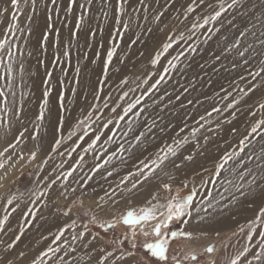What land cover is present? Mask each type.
<instances>
[{"label":"rangeland","instance_id":"374dc122","mask_svg":"<svg viewBox=\"0 0 264 264\" xmlns=\"http://www.w3.org/2000/svg\"><path fill=\"white\" fill-rule=\"evenodd\" d=\"M221 2L227 7L231 0H203V3L201 0H159L158 4L152 5L148 20L137 19L127 32L120 25L113 26L118 0H93L90 5L87 0H76L71 14L64 11L69 0H57L55 5L51 0L43 2L46 3V14L52 15L60 32L58 35L50 32L44 41L45 23L40 35L33 38L37 49L40 48L39 58L34 60L28 54L30 49L24 50L30 62L24 65L21 75L26 74L27 68L26 75L33 77L26 84L21 80L17 83L16 92L22 91L20 98L23 100L14 119L19 124L18 132L10 135L11 141L5 147L14 144L15 148H9L4 156H0V163L5 165L0 169V219L8 215L5 230L0 232V241H3L0 243V260L32 264L49 247H59L57 259L64 257L59 264L67 261L66 264L69 261L76 264V260H82L83 264H99L103 255L99 247L104 246L106 251L113 252L105 264H112L122 251L132 250L131 243L134 242L137 248L133 251L141 264L145 261L146 264H230L244 247H248L249 252L240 258L239 264L248 261L264 264V260L253 259L261 250V238L253 233L254 239L248 241L245 233L239 232L240 227L246 226L259 214L260 208H264V199L249 194L247 182L252 179L251 174H246L243 181L239 179L246 169H251L258 177L264 175V169L257 168V164L264 165V126L258 128L257 133H251V128L264 120V108L261 107L264 105V71H260L264 68L261 63L264 55H256L244 64L243 60L248 58L251 50L244 58L238 57L236 50L226 51L237 35L227 23L235 10L223 12L217 21L203 23L206 17L219 11ZM251 2L257 4L254 14L264 11L260 0ZM81 4L85 7L80 8ZM189 7L193 10L188 11ZM161 11L164 12L162 20L154 21L152 17ZM104 12L108 13L107 19ZM19 14V10L11 6V0H0V40L7 43L11 40L10 33L17 27ZM82 15L84 20L77 29L76 22ZM136 15L142 17L143 13ZM64 23L68 26L64 27ZM236 23L243 29L239 20ZM252 23L256 21L253 19ZM194 24L203 26L194 28ZM116 29L124 35H110ZM91 30L96 31L95 36L90 35ZM252 30L259 36L264 27L257 25ZM73 31L77 32L76 37L71 36ZM133 40L137 42L133 44ZM169 43L171 47L164 52V45ZM249 43L258 53L264 52L251 35L243 42L244 46ZM112 48L116 53L105 75L104 62ZM1 52L0 59L3 57ZM158 53H162L159 61L153 64ZM217 55L219 60L215 59ZM233 63L237 64L235 68ZM250 72H260V75L253 79ZM47 73H51V77ZM161 77L163 80L152 88ZM46 80L48 84L44 83ZM124 80L127 83L122 84ZM185 88L187 92H184ZM12 89H15L14 85L9 86L7 92L9 104H4V108L10 110L13 109L9 101V90ZM45 91H49L48 105L42 109ZM138 98L140 103L124 116L128 105ZM228 104L233 107L228 108ZM214 107L221 111L212 112ZM41 111L44 112L42 120L38 119ZM2 116L0 121L11 123L13 118L5 120ZM120 116L124 119H119ZM202 116L203 120L200 119ZM195 129L199 131L193 136ZM49 133L54 134L53 137L47 136ZM44 135L47 136L45 140ZM39 138L41 140L37 141ZM56 140L61 143L53 152L51 149ZM241 140H244L243 151ZM37 142L44 149L40 155L33 148ZM177 142H180L179 147ZM24 145L30 149L22 150ZM169 146L176 149V155L169 156L164 164L154 168L152 161L163 156ZM5 148H0V152ZM32 152L36 153L35 159H30ZM236 153L239 155H234ZM230 154L233 159L224 163ZM10 155L11 159H8ZM189 155L193 157L191 161L183 159ZM66 159H69V169L63 167ZM114 162L117 165L111 167ZM174 163L180 168H175ZM221 163L224 167L217 175V166ZM141 172L143 174H138ZM58 176L60 178L56 180ZM53 180H56L55 184H51ZM137 181V188L129 192ZM163 183L171 185L170 193L163 190ZM258 183L264 186V180H258ZM241 184L244 185L243 196L234 187ZM41 192L44 195H40ZM188 195H192L188 208L191 215L185 214L163 229V238L168 240L167 260L157 261L142 247L146 242L156 241L151 226L157 221H150L144 230L139 226L132 229L122 222V217L130 210L139 212L144 207L166 205L172 196ZM9 199H12L11 204ZM198 202H202L205 212L200 227L190 223L194 205ZM45 207L48 216L40 213ZM164 210L157 209L158 217ZM180 230L191 232L192 239L170 235L171 231ZM133 231L136 233L134 238ZM61 232L60 240L53 242ZM81 232L84 238L74 241L73 236L78 237ZM17 235L21 239L6 252L7 243ZM126 236L129 239H125ZM93 237L97 239L93 241ZM89 241L92 243L85 250L84 245ZM190 241L193 247L199 246L191 255L188 253L193 250ZM206 246L215 250L201 253V248ZM20 252L25 255L21 257ZM206 255H214L216 260H208ZM55 256L43 257L44 262L56 264ZM193 256L195 259L191 258ZM115 264H124V261L116 260Z\"/></svg>","mask_w":264,"mask_h":264},{"label":"snow or ice","instance_id":"6c2138e0","mask_svg":"<svg viewBox=\"0 0 264 264\" xmlns=\"http://www.w3.org/2000/svg\"><path fill=\"white\" fill-rule=\"evenodd\" d=\"M52 4L55 5L57 3V0H51ZM93 0H87V3L90 5L92 4ZM20 3L21 0H11V6L17 10H19L20 7ZM23 3L25 5L28 4V0H23ZM76 3V0H69V3L67 5V7L64 9V11L68 14H71L72 10H73V4ZM159 0H152V2L150 3L149 0H118V4L116 7V15H115V19H114V25H120L125 32H127L133 25V23L137 20L142 18L143 20L147 21L149 16V11L152 8L153 4H158ZM201 3H203V0H201ZM260 4L264 5V0H260ZM127 6V7H126ZM32 7L35 8V0H32ZM80 8H84L85 6L83 4L79 5ZM209 7H211V5H209ZM257 8V4L256 3H252L251 0H231L230 3L227 4V7H225L224 3L221 2L220 3V8L219 11H215L214 15H211L210 17H206L204 19V24H208L210 21H217L220 17L221 14L223 12H226L229 9H233L235 10V15L232 16V18L230 20L227 21V23L229 25H231L232 28H234L236 30V37L234 39V41L232 42V44L226 49V51L231 52L232 50H236L237 56L240 58H244L246 56V54H248L251 50V54L248 56L247 59H244L243 62L244 64H248L249 61L252 59V57L256 56V55H264V52L258 53L256 51V48L254 47L253 44L249 43L246 46H244L243 42L246 41L249 38V35H251L252 37H254L257 41V43L261 46V48H264V39H260V37H264V31H260L259 36H257V33L255 31H253L252 29L256 28L257 25H260L261 27H264V11H261L260 14L256 15L253 13V10ZM188 11H192L193 9L191 7H189L187 9ZM6 11V9L4 10ZM49 12H51V9H49ZM143 13L142 17H137V13ZM104 17L107 19L108 13L104 12ZM164 16V12H158L157 14H155L152 19L154 21H161L162 17ZM123 17H127V19H123ZM12 19H15V16L12 17ZM29 19H31V17H29ZM255 20L256 23H252V20ZM84 17L83 15L77 20L75 27L77 29L80 28L81 23L83 22ZM239 20V24H243L244 27L243 29H241V27L236 23V21ZM251 24V27H248V25ZM68 25L66 23H64V27H67ZM137 27H139L140 25L137 24ZM202 27L203 25H193V27ZM148 31H151V29H149ZM211 31V30H209ZM217 31H219V29H217ZM54 33L56 35L59 34L60 29L58 27H56V23L53 20V17L51 14H47L46 15V31L44 33L43 36V40L47 41L48 39V34L49 33ZM91 36H95L96 35V31L95 30H91L90 32ZM110 35L113 36H120L122 37L124 35V32H121L120 29H116V31L114 33L110 32ZM72 37H76L77 36V32L73 31L71 33ZM137 41L133 40L132 43L135 44ZM7 43L6 40H0V50H2L5 46V44ZM171 47V44H166L163 47V51L167 52L168 48ZM193 51H195V49H193ZM116 53V49L112 48L111 50H109L107 52V59L104 62V66H103V72L105 75H107V71H108V64L111 63L112 61V57L115 55ZM162 53H158L156 59L152 60L153 64H156L159 61V56ZM9 55H11V52L9 51ZM65 55H67V53H65ZM97 56H99V53H97ZM216 60L220 59V56L217 55L215 57ZM262 64H264V60L261 61ZM237 66V64L233 63V68H235ZM201 68H203L204 66L201 65ZM213 71H216L215 68H213ZM260 71H264V68H261ZM47 75L49 77H51V73H47ZM249 75L252 76L253 79H255L257 76L260 75V72H255V73H249ZM244 77H241V79H243ZM161 80H163V77L160 78V80H157L155 84L152 85V88H155L160 82ZM104 81H101V83H103ZM45 84H48V80H46L44 82ZM121 83H127L126 80L121 81ZM223 90V89H222ZM50 91V89H49ZM49 91H45L43 96H44V101L43 104H41V108L45 109L47 108L48 105V96H49ZM188 89L185 88L184 92H187ZM4 93L0 92V96H3ZM125 96H127V92L124 93ZM228 95H231V93H228ZM63 98V94L61 93V99ZM98 98V97H97ZM180 97L177 96V99H179ZM224 99H227V96L224 97ZM140 103V99L138 98L135 103L129 104L127 109L124 111V116H126L128 114V112H130L137 104ZM189 104L192 103L191 100L188 101ZM62 107V105H61ZM105 107H107V104H105ZM228 108L233 107V104H228L227 105ZM262 108H264V105H261ZM115 108L112 109L113 112H115ZM221 110L219 108H213L212 112H220ZM209 116H211V113H208ZM124 116H120L119 119H124ZM44 118V112L41 111L38 119H43ZM201 120L204 119V117H200ZM112 121H108V123H111ZM118 122V121H117ZM83 123V122H81ZM107 125H105L106 127ZM264 126V120H260L258 121L252 128H251V133H257L258 128ZM201 128L203 127V125L200 126ZM25 131H27V129H25ZM199 131V129H195L193 131V136H195L196 132ZM233 131H235V129H233ZM21 135H23V133H21ZM143 135V134H142ZM33 139H35V137H32ZM97 139H99V137H97ZM208 138L205 137V140H207ZM245 139H247V137H245ZM186 142V141H185ZM61 141L60 140H56L55 141V146L51 149V151L55 152L57 150V147H59ZM95 143V142H93ZM241 144V151L244 150L243 146H244V140L240 141ZM180 146V142H177V147ZM92 145H89V148H91ZM9 148H15L14 144H9L7 148L4 149L3 152H0V156H4L5 153L8 152ZM73 151H75V149H73ZM264 151V150H262ZM62 155V153H61ZM176 155V149L169 146L166 150V152L164 153L163 156H157L156 160L152 161V164L154 166V168H159L162 164H164L165 161L168 160L169 156H175ZM234 155H239V153H236ZM21 159L23 157H20ZM36 158V153L32 152L30 155V159H35ZM8 159H11V156L8 157ZM82 159V158H81ZM184 160L187 161H191L193 159V157L191 155L189 156H185L183 158ZM233 159V155H227L224 163H227L228 160ZM249 159H251V157H249ZM257 160L261 159V157H256ZM46 163V161H45ZM224 163H221L217 166V175L219 174V169L224 167ZM173 166L177 169L180 168L179 164H173ZM5 167L4 163H0V169H3ZM97 167H99V165H97ZM145 167L147 168L148 165H145ZM257 168L258 169H264V165H260L257 164ZM112 173H108V175H111ZM138 174H143L138 173ZM246 174H251L252 179L249 180L248 186L250 189L249 194L250 195H259L262 199H264V186H262L260 183H258V180H264V175L261 176H257L256 173L252 172L251 169H246V173H241L239 175V179L241 181H243L245 179V175ZM68 175H71V172L68 173ZM165 175H167V173H165ZM60 177H56V180H58ZM147 178V177H145ZM125 180H127L128 178L125 177ZM171 179V177H170ZM56 180H53L51 182V184H55ZM123 182V181H122ZM137 183H139V181H137L136 183H133L131 186V189H129L128 191L131 192L133 189L137 188ZM229 183L231 184L232 182L229 181ZM185 187H187V185H184ZM49 187H51V185H49ZM163 190L166 192H171V185L169 183H163L162 185ZM236 187V191L240 193V195H245V193L242 191L244 185L241 184L239 186H235ZM257 189H259V191L257 192ZM40 195H44L43 192L40 193ZM153 199H156V196H153ZM233 199H235V197H233ZM8 203L11 204L12 203V199L8 200ZM192 203V195H188L186 197H179V196H172L168 201L166 205H156V206H149V207H144L141 208L139 210V212L136 211H128L126 215H124L122 217V222L125 225H128L129 227H131L132 229H135L137 226H139L142 230L145 229V227L148 225V223L150 221H157L154 225L151 226V232L155 235V237L157 238L156 241L153 242H146L142 245V247L144 249L147 250V252L150 254V257H154L156 258L157 261H166L167 260V249H168V240L164 239L163 236L165 235L163 232V229L168 228V226L170 224H172L175 221H179L181 219L182 216H184L185 214L191 215V213L188 212V208L189 205ZM149 204H151V201H149ZM158 208H164L165 210L162 212H159V217L157 215V209ZM13 211H15V209H13ZM205 211H207V209H205ZM8 221V215H5L3 217V219H0V232H3L5 230V225L6 222ZM184 223H188V221H184ZM245 228H247V232L245 231ZM264 208H260L259 210V214L252 219L251 221L247 222L246 226H242L239 228V232L240 233H245L246 235V239L248 241H252L254 239L253 233H255L256 235H258L261 238L259 247H260V251L255 253L253 256V259L255 261H262L264 260ZM148 233L145 231V235H147ZM235 234V233H234ZM63 235V233L61 232L59 235H57L55 237V241L60 240L61 236ZM136 235L135 231L132 232V237L134 238ZM170 235L174 238L176 237H183V238H187V239H192V233L191 232H187V231H171ZM84 238V233L81 232L79 234V236H73V240H77V239H83ZM21 239L20 235L15 236V239L11 242V243H7L5 251H9L11 250L15 243L17 241H19ZM97 238L93 237V241H95ZM125 239H129L128 236L125 237ZM0 243H3V241H0ZM92 243V241H89L88 243H86L84 245L85 248L89 247V245ZM119 243H123V241H119ZM137 248V244L132 242L131 243V249L132 250H126V251H122L121 254L115 258V260L112 261V264H115L116 260L119 261H124V264H141L140 260L136 259V253L135 251H133L134 249ZM215 249L213 247H208L206 249L207 252L211 253L213 252ZM61 249L59 247L56 248H52L49 247L47 249V251L42 252L40 257H38L36 260H34L32 262V264H41L42 262V258L43 257H48L49 254L55 256L58 252H60ZM99 252L103 253V255L100 256L99 258V264H105V262L109 259V257L113 256V252L111 251H106V248L104 246L99 247ZM249 252V248L248 247H244L243 250L241 252H239L236 257L234 259H232L230 261V264H239L240 258L245 256L246 253ZM19 255L21 257H23L25 255L24 252H20ZM67 255V254H65ZM127 258H132L131 260L126 259ZM192 259H195V256L191 257ZM61 261L64 260V257H60L59 258ZM0 264H13V262L11 260H0ZM143 264H146V261L143 262ZM247 264H252V261H248Z\"/></svg>","mask_w":264,"mask_h":264},{"label":"bare ground","instance_id":"6f19581e","mask_svg":"<svg viewBox=\"0 0 264 264\" xmlns=\"http://www.w3.org/2000/svg\"><path fill=\"white\" fill-rule=\"evenodd\" d=\"M45 0H35V8L32 7V0H28V4L25 5L23 3V0H21L20 3V7H19V15H18V19H17V27L15 29H13L11 31V40L4 46V48L2 49V59H0L1 64H0V92L4 93L3 96H0V116L3 115L2 117L5 118V120H7V118H13L10 122H2L0 121V148H5L7 146L8 143H10V135H14L18 132V130L16 131V129H18L17 127L19 126L18 123L14 122V119H16L15 115L17 112V109H19L21 107V102L23 100H21L22 95L17 94L16 92V88H17V83L20 81L23 84H26L27 81L29 80V76L26 75L27 73V65L25 66L26 70L24 76L21 75L22 71H23V67L26 63H28V61L30 62V60H27L28 54H30L31 58L33 57L34 60L39 58L38 55V50L37 49V45L36 42L33 41L34 35L39 36L41 31H43V27L45 26L46 23V12H45V6L46 3L44 4ZM29 17H31V19H29ZM56 23V22H55ZM36 32V33H35ZM35 36V38H36ZM42 36H43V32H42ZM51 37V36H50ZM41 38V37H40ZM42 39V38H41ZM61 42V41H60ZM40 43V42H39ZM30 49L31 53H24L25 49ZM26 49V50H27ZM9 51L11 52V55H9ZM1 55V54H0ZM6 55V56H5ZM5 56V57H4ZM41 58V57H40ZM29 68V67H28ZM31 73L32 70L30 71ZM30 73V74H31ZM26 75V76H25ZM23 76V77H22ZM33 76H31L32 78ZM30 78V79H31ZM25 80V81H24ZM12 85H14L15 89H12L13 91L9 90V96H13V95H18L17 98L13 97L10 98L9 97V101L12 103L13 105V109L10 110L8 108H4V104L8 103V98H7V92L10 88H12ZM29 86V85H28ZM24 87V86H23ZM24 92V90H23ZM25 97V96H24ZM23 108V107H22ZM6 109V110H5ZM15 109V110H14ZM5 113H8L5 116ZM42 131V130H41ZM52 131V129H51ZM50 131V132H51ZM44 132V131H43ZM42 134V133H41ZM52 134V133H51ZM50 133L47 135L49 137H53L54 134L51 135ZM46 135H44L43 139L45 140ZM13 138V137H12ZM11 138V139H12ZM41 140V138H39L37 141ZM17 144V143H16ZM34 149H36L39 152L43 151L44 149H41V147L39 146V142H37V144L35 145V147H33ZM22 150L27 151L30 148H27L25 145L24 147H21ZM22 152V151H21ZM41 153H39L40 155ZM11 156V155H10ZM7 157V156H6ZM96 157V156H95ZM11 162H14L13 160H11ZM97 162V161H96ZM6 163V162H5ZM117 163V162H116ZM115 162L112 163L111 167H115L117 164ZM109 166V165H108ZM63 167H65L66 169H69V159H66V161L63 163ZM150 170V169H149ZM46 171V170H45ZM161 172V171H160ZM44 173V172H43ZM42 173V174H43ZM146 175V174H145ZM43 176V175H42ZM133 178V177H132ZM135 181V180H134ZM100 184V183H99ZM89 188V187H88ZM65 190V189H64ZM53 193V192H52ZM236 193V192H235ZM254 196V195H253ZM90 198V197H89ZM88 198V199H89ZM112 201V200H111ZM49 202V201H48ZM90 202V201H88ZM202 202H198L194 205L193 208V214H192V219L190 221V223L196 226H201L200 225V220H202V215L205 214L204 212V205L201 204ZM50 204V203H49ZM111 204V203H110ZM206 205V204H205ZM44 211H40L41 215L43 216H48L47 214V207L43 208ZM221 212V211H219ZM234 212V211H233ZM223 213V212H222ZM221 214V213H220ZM224 214V213H223ZM30 215V214H29ZM39 215V216H41ZM222 215V214H221ZM220 215V216H221ZM30 217V216H29ZM36 217V216H35ZM34 217V218H35ZM227 217V216H226ZM54 218V217H53ZM11 219V218H10ZM27 219V218H26ZM39 219V218H38ZM41 219V218H40ZM45 220V218H43ZM206 219V218H205ZM52 220V219H51ZM214 220V219H213ZM216 220V219H215ZM27 221V220H26ZM48 221V220H46ZM37 222V221H36ZM41 222V221H40ZM52 222V221H51ZM202 222V221H201ZM221 222V221H220ZM219 223V222H218ZM39 224V222L37 223ZM189 224V223H188ZM204 224V223H203ZM11 228L14 229L15 227H13L12 222H11ZM56 225V224H53ZM52 225V226H53ZM193 225V226H194ZM41 227V226H40ZM39 228V227H38ZM204 228V227H203ZM12 229L9 230V233L12 231ZM18 232V231H17ZM14 233V232H13ZM193 241V240H192ZM191 242V244L189 245L193 250L192 252H188L189 255H191L192 253H194L196 251V249L199 246L193 247V243ZM196 242V241H195ZM204 244V243H203ZM73 246V244H72ZM83 246V245H82ZM79 247V245H78ZM235 247V246H234ZM43 248V247H42ZM41 248V249H42ZM55 248V247H53ZM13 249V248H12ZM78 249V248H77ZM82 249V248H81ZM207 249L206 247L201 248L200 251H202L201 253H205V250ZM256 249V248H255ZM86 250V248H85ZM65 251V250H62ZM67 251V250H66ZM70 251V250H69ZM37 252V251H36ZM39 252H41L39 250ZM66 253V252H64ZM86 253V252H85ZM251 254V253H250ZM58 255V254H57ZM57 255L54 257L56 260V264L62 263L60 259H57ZM247 255V254H246ZM61 256V255H60ZM86 256V255H84ZM90 256V255H89ZM209 256V255H206ZM245 258V257H244ZM43 259V264H47L49 262H44V258ZM47 259V258H46ZM85 259V258H84ZM90 259V258H89ZM208 260H216V256L214 255H210L209 257H207ZM73 260V259H71ZM241 260V259H240ZM75 261V260H74ZM68 262V261H67ZM66 262V263H67ZM72 262V261H71ZM83 261L82 260H76V264H81ZM89 262V260H88ZM65 263V264H66ZM87 263V262H86ZM50 264V263H49ZM52 264H54L52 262ZM70 264V261H69ZM75 264V263H74ZM83 264V263H82Z\"/></svg>","mask_w":264,"mask_h":264}]
</instances>
